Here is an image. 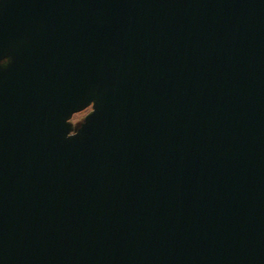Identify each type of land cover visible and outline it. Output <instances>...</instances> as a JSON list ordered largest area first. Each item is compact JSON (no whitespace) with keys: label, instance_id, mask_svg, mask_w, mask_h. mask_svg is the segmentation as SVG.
<instances>
[{"label":"water","instance_id":"95a60500","mask_svg":"<svg viewBox=\"0 0 264 264\" xmlns=\"http://www.w3.org/2000/svg\"><path fill=\"white\" fill-rule=\"evenodd\" d=\"M0 264H264V0H0Z\"/></svg>","mask_w":264,"mask_h":264},{"label":"rangeland","instance_id":"374dc122","mask_svg":"<svg viewBox=\"0 0 264 264\" xmlns=\"http://www.w3.org/2000/svg\"><path fill=\"white\" fill-rule=\"evenodd\" d=\"M84 113H81L79 115H76L75 117H73L72 122H78L79 120H81V118L83 117Z\"/></svg>","mask_w":264,"mask_h":264},{"label":"flooded vegetation","instance_id":"af4514ba","mask_svg":"<svg viewBox=\"0 0 264 264\" xmlns=\"http://www.w3.org/2000/svg\"><path fill=\"white\" fill-rule=\"evenodd\" d=\"M89 112H90V109H88L87 111H85L83 117H85ZM74 117H75V116H74ZM83 117H82V118H83ZM82 118H81V119H82ZM75 123H76V122H75Z\"/></svg>","mask_w":264,"mask_h":264}]
</instances>
